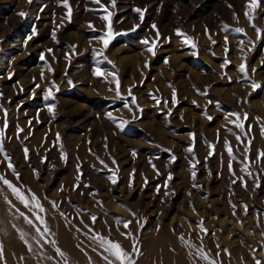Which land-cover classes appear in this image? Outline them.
<instances>
[{
    "label": "rangeland",
    "instance_id": "rangeland-1",
    "mask_svg": "<svg viewBox=\"0 0 264 264\" xmlns=\"http://www.w3.org/2000/svg\"><path fill=\"white\" fill-rule=\"evenodd\" d=\"M247 3L248 0H115L113 5L111 0H101V4L68 0L69 20L63 0H0V129L5 132L4 152L20 174V182L7 168L4 153H0V174L17 186L22 183L41 199L47 209L41 215L51 230L46 239H55L56 247L66 254L67 264H90L89 257L91 264H106L98 252L92 251V242L83 234L87 229L76 231L60 215L65 213L73 224L83 228L74 219L77 208L83 210L81 215L89 224L84 212L96 215L99 219L95 230L121 242L129 252L131 242L116 231L126 230L116 225L115 219L133 220L130 228L142 252L134 257L138 264H204L189 255L178 238L180 234L198 246V237H204V250L212 254L218 251V243L222 264H255L253 249L256 258L264 262V164L251 166L252 177L241 172L243 145L225 130L224 119L228 112H238L241 117L246 112L245 127L252 125L248 137L252 139L251 158L264 151V90L253 91L251 87L253 81L264 85V0H258L254 11L247 8ZM136 8L144 10L142 21ZM105 9L111 13L113 32L104 53L107 60L97 57L94 51L103 46L96 37L108 30L109 21L100 19ZM246 10L253 15V21L245 17ZM20 12L27 16H19ZM253 23L261 29L260 38ZM136 25L139 27L133 31ZM223 25H228L227 31ZM235 28H243L246 35L235 33ZM176 29L191 37L196 47L184 44ZM53 31L59 43L52 39ZM249 39L253 44L248 43ZM145 40L148 45L142 43ZM154 40L153 56L146 48ZM71 46H75L74 50ZM242 56L246 57L249 80L237 72L244 62ZM225 58L231 63L222 68ZM49 66L53 71L48 70ZM97 67L104 73L117 72L120 93L129 101L131 88L142 109L133 106L136 119L116 96L112 77L93 75ZM52 81L59 91L53 88L55 99L45 100ZM173 88L176 104L172 103ZM52 104L54 114L48 111ZM109 112L118 118L116 123L107 118ZM121 120L130 122L121 129L117 127ZM227 127L240 134L233 125ZM191 134H195L194 140ZM225 139L233 146L238 158L232 161L233 169L236 176H244L247 190L239 181L231 183L235 177L227 166L230 161ZM209 143L215 145L214 150ZM61 144L66 159H61ZM189 146L194 147L199 161L195 181L189 163L193 157L186 151ZM210 151L214 153L211 156ZM172 156L176 159L172 160ZM77 165L83 175L81 186L74 190ZM110 170L117 171L116 184L108 179ZM254 178L259 180V188ZM50 201L57 202L59 211L51 207ZM129 209L136 213L135 219ZM21 212L39 225L32 212L0 182V243L4 250L0 264H65L55 247L38 237ZM136 220L143 228L138 230ZM200 220L208 230L207 236L197 226ZM105 221L112 227L111 233ZM21 231L27 234L31 252L20 238Z\"/></svg>",
    "mask_w": 264,
    "mask_h": 264
},
{
    "label": "snow or ice",
    "instance_id": "snow-or-ice-1",
    "mask_svg": "<svg viewBox=\"0 0 264 264\" xmlns=\"http://www.w3.org/2000/svg\"><path fill=\"white\" fill-rule=\"evenodd\" d=\"M31 2H32V0H29V3H31ZM111 2L113 3V5L115 4V0H111ZM94 3L101 4V0H94ZM63 6L66 9H68L67 18L70 20L71 19V8L68 4V0H63ZM257 6H258V0H248V3H247L248 9H251L252 11H254ZM229 7L231 8L232 5H229ZM135 11L137 13H139L140 19L142 21L144 18V10H141L140 8H136ZM105 12H106V14L101 16L100 19L105 20V21H109L108 30L103 35L96 37V39H98L102 43L103 46L99 50L94 49V51H95V55L97 57H103L104 60H107V57L104 55V53H105L106 49L108 48L109 43L113 39V32H112V28H111V24H110L111 13H107L106 9H105ZM18 15L21 17H26L27 13L20 12V13H18ZM244 15L250 22L253 21V15L251 14V12L246 10ZM233 17H234V19H237V20L239 19L235 13H233ZM251 26L257 32L258 38H260L261 29L256 27V25L254 23ZM89 27L90 28L93 27L91 25V23H89ZM137 27H139V25H136L132 30L135 31V29ZM152 27L155 29L156 25L153 24ZM223 28L225 31H227L228 25H223ZM206 31H207V29H206ZM233 31L235 33H238V34L246 35L245 30L243 28H235V29H233ZM175 32H176V35L178 37L183 38L184 44H186V45L190 44L193 48L196 47V44L192 41V38L187 36L185 33H183L180 29H176ZM33 35H35V29H33ZM159 35H160L159 31H157L156 36L159 37ZM29 39H31V37H29ZM52 39L54 41H56L57 43H59V41L57 40V36H56L55 31L52 32ZM209 39H211V37H209ZM142 43H144L145 45H148L147 40L143 41ZM212 43L215 44L216 41L212 40ZM224 43H225V53H227L229 50L227 47V45H228V37L227 36L224 37ZM248 43L253 44V42L250 39L248 40ZM240 44H241V51L243 52L244 41L241 40ZM71 47L74 50L75 46H71ZM155 47H156V41L154 40L152 42V44L146 48V50L154 56L156 54L153 51V49ZM48 52L51 53L52 49H48ZM65 58L67 59L68 57L66 56ZM40 59L44 60L43 54H41ZM53 59H55L54 56H53ZM241 59L244 62L239 64V66L237 67V72L242 74V79L249 80L250 77L248 75V70H247V66H246V57L242 56ZM108 63L111 64L112 62L108 61ZM165 63H168V61L165 60ZM230 63L231 62L227 58H225L221 67L225 68ZM145 66H147V65H145ZM113 67H115V66L113 65ZM48 70L53 71L50 66H49ZM252 71L255 72L256 70L252 69ZM93 75L97 76V77H100V76H111L112 77V82L115 83L114 91H115L116 96L119 99H121L122 101H124V103H123L124 109H127L130 113H132V118L136 119L137 117H136V113L133 111V106H135L137 109H139V105L137 104V99H136L135 95H133L131 88H129V90H128V97H131L130 101L126 97L121 95V93H120V81H119L117 72L113 71V72L104 73L101 71V69L99 67H97L94 69ZM9 78H11V74H10ZM41 79H44L43 73L41 74ZM228 79L231 80V77H228ZM71 83H72V81L69 80V84H71ZM37 87H39V85H37ZM251 87H252L253 91H256L257 89L264 90V85H260V84L256 83L255 81H253L251 83ZM53 88H55L56 91H59V87H58V85H56L55 81H52L51 87L45 91V95H44L45 100H48L50 98L53 100L55 99V94L52 91ZM197 91H199V90H197ZM200 94L206 95V93H200ZM0 96H2V93H0ZM153 99H156V98L153 97ZM177 102L178 101L176 99V90H175V88H173L172 103L176 104ZM209 103H213V102L209 101ZM193 104H196V102L193 101ZM0 107H2V105H0ZM54 108H55L54 104L49 105L48 111L50 113L54 114ZM139 110L142 111V109H139ZM4 114H5V117H7V110L6 109L4 110ZM106 115H107V118L109 120L113 121L114 123L117 122L118 118L113 116L112 113L109 112ZM231 117H235V119H231ZM207 119L212 120L213 117L207 116ZM224 119L227 122L225 125V130L228 133H230L231 135H233L235 137V139L239 142V144L243 145V152H242L243 160L239 161V163L241 165L240 170H241V172L246 173L247 176L252 177L253 173L251 171V166L253 164H264V151H259L256 154L255 159L251 158L252 139L248 138V137H249V133L251 132L252 125L249 123L247 125V128L245 127V121L248 120V114L245 112L243 114V117H241V114L238 112H228L225 115ZM259 120H260V118L257 117L258 122H259ZM129 122L130 121H128V120H121L119 123H117V127L123 129L124 125L128 124ZM4 123L6 126L7 125L6 119H5ZM228 124L233 125L236 129H239L240 134L233 132L232 128L227 127ZM18 131H23V129H18ZM191 135L193 136V140H194L195 134H191ZM217 135L219 137V131H218ZM261 135L264 136V125H261ZM4 138H5V132L3 129H0V153H4L5 161H7V168L11 171V174L13 177H15L16 181L20 182V174L16 171L15 167L13 166V164L11 162V158L7 155V153L4 152V148H3ZM245 138H247L246 142H245ZM106 139L107 138L105 137V140ZM57 141H59V134H57ZM105 148H107V144H105ZM209 148L214 150L215 145L209 143ZM224 148L227 152V155H228L229 161H230L227 165L229 172L232 173V175L235 177V179H233L231 181V183L235 184V183H237V181H239L241 183V186L244 187L245 190H247L248 189V182L245 180L244 176H236V173L233 169L232 161H236L238 158L234 155L233 146L231 145V143L227 139L224 140ZM165 151H171V150L165 149ZM186 151L193 157V160L190 161L189 163H190V168H191V177H192L193 181H195L196 175H197L196 165L199 163V161L196 160L193 146H189L186 149ZM24 154H25V158L27 159L28 149L26 147L24 148ZM213 154L214 153L212 151L209 152V156H211ZM133 156H135V152H133ZM61 159H66V154L63 152L62 144H61ZM175 159H176V157L172 156V160H175ZM112 162H113V164L116 163L114 158H113ZM100 163L102 165H104L105 168H107V165L104 163V161L101 160ZM153 167H155V165H153ZM117 171H118V169H117ZM117 171H111V175L108 177V179L112 182V184H116L118 182ZM77 172L79 173L76 177V180L78 181V183L76 185H74V190L81 186L79 181L81 180V176L83 175V173H82L79 165H77ZM172 178H173L172 174L169 173L168 180H171ZM0 182H2L3 185H5L11 191L12 195L25 208L29 209V211L32 212V215L34 216L35 221H38L39 225L43 226V230H41V227L39 225H37L33 219L28 218L27 216H25L24 213L21 212L20 215L25 216L26 223L32 225L35 228V231H36V233L40 239H43L45 243H51V245L53 247H55L56 253L60 257L64 258L65 264H67L66 254L59 247H56L57 242L55 241V239H53L51 241H48L46 239V236L51 234V230L47 224L46 219L44 218L43 215H41L42 213L47 212V209H45V207L43 206L41 199L34 192H32V190L30 188L26 189V186L23 185L22 183H20L19 186H17L16 183H13V181L6 178V176L4 174H0ZM253 183H254L256 188H259L261 186L259 183V180L257 178L253 179ZM129 186L131 187V183L129 184ZM196 186L197 185L194 184V187H196ZM84 187H89V186L84 185ZM25 189H26V191H25ZM61 190H63V189H61ZM157 191H159V188L157 189ZM44 199H47V197H45ZM5 200L7 201V196H5ZM7 202L9 204H11V201H7ZM97 203L99 204L100 202L97 201ZM50 204H51V207L53 209L59 211V205L57 204L56 201H50ZM232 206H233V208H235V205H232ZM244 209H245V214H247V205H244ZM193 210L195 211V209H193ZM17 211H19V209H17ZM81 212H83V210L77 208V216L74 219H78L79 224L83 225V228L79 227V225L73 224L72 220H70L65 215V213L60 212V215L62 218L65 219V221L69 225L75 227L76 231L83 232V229H87V232H83V234L92 242V245H94V246L90 245L92 247V251L98 252V254L101 255L102 259L106 262V264H138V260L134 257H138V256L142 255V252L137 247V245L140 242L130 228V225L133 223V220H124L123 218H116L115 219V224L116 225H122V228L124 230H126V231H121L119 228L116 229V231H118L119 234L122 237H124V239L129 240L131 242L132 251L129 252L128 250H126L123 247L121 242L113 240L110 238V236L103 235L100 232H97L95 230L94 225L96 224V222L99 219L96 215L84 212L85 215H88L89 220L91 221V223L89 224V223L85 222V220L83 219V216L81 215ZM129 212L132 215V217L135 219L136 213L132 212L131 209H129ZM136 224L138 226V230L143 228V224L139 220H136ZM105 226L109 228V232L111 233L112 227L107 225L106 221H105ZM197 226L200 228V231L202 233H204V236L208 235V230L203 227V221L202 220L197 221ZM173 232H175V229H173ZM26 235H27L26 233H24L22 231L20 232V238L25 242V244L28 246L29 251L31 252L32 251V245L25 238ZM213 235H214V233H213ZM178 238L180 239L182 245L189 250L190 256L194 255L195 257H198L200 261L204 262V264H222V261L219 259L220 254H221V249H220V245L218 243L216 245L218 251L215 254H212L210 250L208 252H206L204 250V247H203V238L204 237H202V236L198 237V239L200 240L199 246L196 243L192 242L191 240H186L183 234H180ZM33 239H36V237H33ZM40 239H37L38 244L40 243ZM42 247H43V245H41V248ZM222 251L227 252L226 249H222ZM255 251H256L255 249L252 250L253 259L255 260V264H264V262H262L261 260L256 258ZM39 255L45 256V254L43 252H40ZM229 255H230V253H229ZM3 258H4L3 244L0 243V260H2ZM45 258L49 259V260L52 259V257H50V256H45ZM21 259H23V258L21 257ZM89 261L91 264V258L90 257H89Z\"/></svg>",
    "mask_w": 264,
    "mask_h": 264
}]
</instances>
